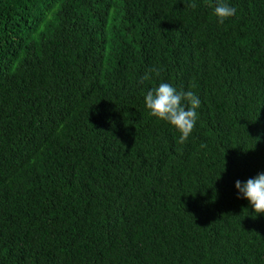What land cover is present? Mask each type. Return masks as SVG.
<instances>
[{"label":"trees","instance_id":"16d2710c","mask_svg":"<svg viewBox=\"0 0 264 264\" xmlns=\"http://www.w3.org/2000/svg\"><path fill=\"white\" fill-rule=\"evenodd\" d=\"M215 2L0 0V264H264L233 188L264 172V0ZM161 82L200 100L183 143Z\"/></svg>","mask_w":264,"mask_h":264},{"label":"clouds","instance_id":"9594fccd","mask_svg":"<svg viewBox=\"0 0 264 264\" xmlns=\"http://www.w3.org/2000/svg\"><path fill=\"white\" fill-rule=\"evenodd\" d=\"M191 6L195 7L194 4ZM235 12V7L224 0H216L212 7V15L220 23L235 15ZM143 106L150 116L171 126L179 134L177 143H183L196 123V109L200 106V100L191 91H177L170 83L161 82L144 93ZM233 188L238 199L247 201L248 207L244 209L252 218L264 216V172L244 181L235 180Z\"/></svg>","mask_w":264,"mask_h":264}]
</instances>
